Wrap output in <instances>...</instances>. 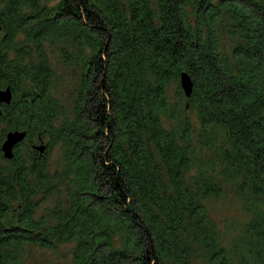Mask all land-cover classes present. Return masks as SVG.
I'll use <instances>...</instances> for the list:
<instances>
[{
    "label": "trees",
    "instance_id": "obj_1",
    "mask_svg": "<svg viewBox=\"0 0 264 264\" xmlns=\"http://www.w3.org/2000/svg\"><path fill=\"white\" fill-rule=\"evenodd\" d=\"M6 88L0 146L26 137L0 152V264H264V0H0Z\"/></svg>",
    "mask_w": 264,
    "mask_h": 264
},
{
    "label": "rangeland",
    "instance_id": "obj_2",
    "mask_svg": "<svg viewBox=\"0 0 264 264\" xmlns=\"http://www.w3.org/2000/svg\"><path fill=\"white\" fill-rule=\"evenodd\" d=\"M223 45H230L231 41L228 38L222 39ZM63 78V91L68 93L72 90V83L76 75H72L70 70L62 71L61 67H58ZM62 92V90H61ZM173 95V92H171ZM194 120V116H192ZM38 146L42 145L45 147V143L39 142ZM58 150L52 151L49 155L51 163L53 165L58 161ZM47 202L45 206H48ZM208 212L211 218L218 225L219 229L225 234L226 240H230L235 234V228H238L242 224L244 215L240 202L236 199L234 192L226 187L223 194L217 198L212 199L207 203ZM71 245H62L54 251H37L35 255V264H70L71 256L70 249Z\"/></svg>",
    "mask_w": 264,
    "mask_h": 264
},
{
    "label": "water",
    "instance_id": "obj_3",
    "mask_svg": "<svg viewBox=\"0 0 264 264\" xmlns=\"http://www.w3.org/2000/svg\"><path fill=\"white\" fill-rule=\"evenodd\" d=\"M180 88L186 98H190L193 91V83L189 75L183 72L179 78ZM12 92L9 88L0 90V111L2 105H10L12 101ZM26 137L25 132L20 131H10L6 134L3 143L0 146V152L5 160H11L13 158V152L17 145H19ZM39 154H43L45 147L40 145L34 147Z\"/></svg>",
    "mask_w": 264,
    "mask_h": 264
}]
</instances>
